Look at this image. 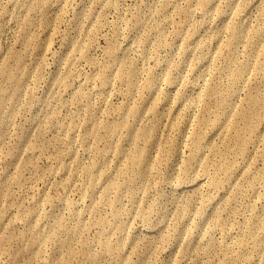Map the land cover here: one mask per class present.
<instances>
[{
  "label": "rangeland",
  "instance_id": "1",
  "mask_svg": "<svg viewBox=\"0 0 264 264\" xmlns=\"http://www.w3.org/2000/svg\"><path fill=\"white\" fill-rule=\"evenodd\" d=\"M0 264H264V0H0Z\"/></svg>",
  "mask_w": 264,
  "mask_h": 264
},
{
  "label": "bare ground",
  "instance_id": "2",
  "mask_svg": "<svg viewBox=\"0 0 264 264\" xmlns=\"http://www.w3.org/2000/svg\"><path fill=\"white\" fill-rule=\"evenodd\" d=\"M247 116V115H246ZM143 134H145V133H143ZM144 161V158H142V159H140V162H143Z\"/></svg>",
  "mask_w": 264,
  "mask_h": 264
}]
</instances>
